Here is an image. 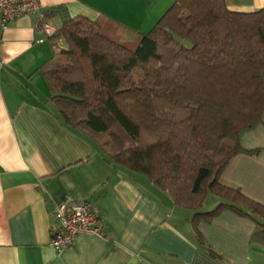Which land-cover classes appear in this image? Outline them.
Masks as SVG:
<instances>
[{
  "label": "crops",
  "instance_id": "1",
  "mask_svg": "<svg viewBox=\"0 0 264 264\" xmlns=\"http://www.w3.org/2000/svg\"><path fill=\"white\" fill-rule=\"evenodd\" d=\"M37 1L35 13L0 31V264H264L263 221L225 208L195 226L192 210L110 161L51 101L42 68L56 50L42 23L56 30L66 17L105 19L117 30L108 33L130 45L175 0ZM225 3L236 12L264 7V0ZM239 142L220 181L264 205V110ZM66 199L97 208L102 234H78L56 251V205Z\"/></svg>",
  "mask_w": 264,
  "mask_h": 264
},
{
  "label": "trees",
  "instance_id": "2",
  "mask_svg": "<svg viewBox=\"0 0 264 264\" xmlns=\"http://www.w3.org/2000/svg\"><path fill=\"white\" fill-rule=\"evenodd\" d=\"M107 23L66 17L48 35L56 53L42 69L61 118L192 210L195 226L225 208L264 222L263 204L220 181L264 110V7L175 0L133 46ZM209 193L218 201L204 210Z\"/></svg>",
  "mask_w": 264,
  "mask_h": 264
},
{
  "label": "built area",
  "instance_id": "3",
  "mask_svg": "<svg viewBox=\"0 0 264 264\" xmlns=\"http://www.w3.org/2000/svg\"><path fill=\"white\" fill-rule=\"evenodd\" d=\"M38 7L37 0H0V31L6 29L9 21L20 15L35 13ZM39 29L47 35L55 32L48 22L42 23ZM56 214L60 225L52 230L50 238V245L56 251L68 248L78 234H102L99 211L87 202H70L66 199L56 205Z\"/></svg>",
  "mask_w": 264,
  "mask_h": 264
},
{
  "label": "rangeland",
  "instance_id": "4",
  "mask_svg": "<svg viewBox=\"0 0 264 264\" xmlns=\"http://www.w3.org/2000/svg\"><path fill=\"white\" fill-rule=\"evenodd\" d=\"M108 29H110V30H115V32L117 31L115 28H113V26H109V28ZM118 32L120 33V31L118 30ZM121 34V33H120ZM121 35H123V37H124V39H129L130 37L127 35V34H125V33H122ZM126 44H128L129 45V43H126ZM136 44V43H135ZM134 45V43H132V42H130V46H133ZM136 74H128L127 76H126V78H125V80L126 81H130V80H134V79H136ZM215 200H217L218 201V199H217V197H215V196H213L212 194H208L207 195V198H206V202H205V204H204V208H210V209H212L215 205H216V203L214 202Z\"/></svg>",
  "mask_w": 264,
  "mask_h": 264
}]
</instances>
